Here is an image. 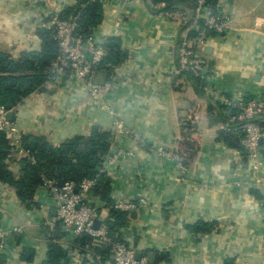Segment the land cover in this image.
Listing matches in <instances>:
<instances>
[{"label":"crops","instance_id":"obj_1","mask_svg":"<svg viewBox=\"0 0 264 264\" xmlns=\"http://www.w3.org/2000/svg\"><path fill=\"white\" fill-rule=\"evenodd\" d=\"M75 2L0 0V51L13 59L38 52L43 24ZM155 7L152 0L104 1L94 36L104 45L116 39L123 54L119 61L106 58L93 77L96 84L109 82V93L93 99L59 78L17 105L13 122L22 137L53 146L88 136L96 126L111 133L109 153L135 148L130 138L115 137V119L144 138L147 148L104 173L113 202L147 200L145 208L126 214V226L113 237L146 258L153 254V264H223L227 259L264 264V189L248 186L254 173L240 152L217 141L221 125L213 116V108L225 101L264 100V0H218V10L231 21L205 54L213 69L203 93L186 76L174 74L179 44L190 35ZM186 120L195 123L198 145L181 180L175 164L150 146L172 149ZM261 148L258 177L264 181V142ZM12 169L18 174L17 164ZM87 200L101 213L97 219L105 231L107 203L93 191ZM34 201L35 207L25 208L0 183V264H43L50 240L65 251V264H112L111 255L101 258L75 244L57 222L53 230L48 228L47 221H56V210L44 188L36 191ZM197 221L214 226L207 233H190L185 226Z\"/></svg>","mask_w":264,"mask_h":264},{"label":"built area","instance_id":"obj_2","mask_svg":"<svg viewBox=\"0 0 264 264\" xmlns=\"http://www.w3.org/2000/svg\"><path fill=\"white\" fill-rule=\"evenodd\" d=\"M194 5L193 10L174 5L172 9L161 12L168 21L177 27L184 28L185 34H194L192 37L187 35L182 38L178 47V68L174 74L176 76L187 74L205 82L212 72L213 65L203 53V49L206 46H211V42L216 37L227 31L231 17L220 10L215 12V8L208 0H194ZM163 7L164 4H158L155 8L162 9ZM216 10H218L217 6ZM43 28L53 32L59 48L58 56L50 64L51 76L46 87H52V84H55L59 78H66L68 82L86 91L93 99L110 92L111 85L109 82L101 85L93 81L98 67L107 54L103 42L94 35L84 36L78 33L75 18L60 20L58 16H55L48 23L43 24ZM208 31H212L214 35L209 36ZM223 106L238 111L235 115L231 114L230 111L222 113L227 116L229 124H237V128L243 133L241 145L245 150L249 168L254 173V177L248 186L264 189V181L258 177L263 162L261 142L264 140V129L255 123V120L264 116V100H230L225 101ZM14 111L15 108L7 110L5 106L0 105V133L9 145L11 156L26 157L31 163H34L33 157L29 156L28 150L22 145V136L16 123L7 119L8 113H14ZM110 113L113 115L112 111ZM114 122L113 133L115 137L130 138L135 148L133 150L115 148L105 158L103 172H106L118 160L133 158L135 151L145 149L148 146L140 134L125 128L120 120L115 119ZM237 128H234L233 131H236ZM219 129L231 131L226 125L220 126ZM177 146V142L170 150L160 146H150V151L173 162L178 168L182 180L187 169ZM96 184L97 179L86 178L78 183L65 182L59 186L56 182L43 178L41 187L47 191L56 210V221H47L46 225L50 230H53L56 225L55 222H57L62 230L73 238L87 235L99 243L108 244L112 264H149L144 256L137 260L135 258L136 250L131 246L117 239L112 240L107 237V232L104 230L93 229V223L101 213L88 202L87 198ZM147 205V200L143 198L136 202L119 200L114 202L112 209L131 214Z\"/></svg>","mask_w":264,"mask_h":264},{"label":"trees","instance_id":"obj_3","mask_svg":"<svg viewBox=\"0 0 264 264\" xmlns=\"http://www.w3.org/2000/svg\"><path fill=\"white\" fill-rule=\"evenodd\" d=\"M105 0H76L71 7H66L58 15L60 20L74 19L77 22L78 33L84 36L94 35L95 30L102 21V6ZM216 10L218 0H208ZM153 6L164 4V7L155 12L172 9L174 5L181 8L193 10L194 0H152ZM192 22V20H191ZM202 26V25H201ZM191 37L194 35L190 33ZM209 36H213L212 31H208ZM41 40L40 50L23 52L18 59H13L8 52L0 51V105L15 108L31 94L42 92L46 89L51 76L50 64L58 56L59 48L54 39V34L50 29L39 32ZM106 58L110 60H120L123 54L120 51L119 43L116 39H108L105 45ZM103 60V61H104ZM192 81L198 92L203 93L205 82L190 75H184ZM201 89V90H200ZM215 107V106H214ZM214 109L213 116L219 121L221 126L226 125L231 131L218 130L217 141L222 142L227 148L235 149L245 158L246 153L241 145L243 133L240 132L237 124H229L228 118L222 112L238 113L235 109L218 105ZM264 116L255 120L264 129ZM237 128L236 131H233ZM182 132L177 141L179 154L186 160L191 159L197 151V141L195 139L196 126L192 120L182 122ZM35 142L34 149L29 148V143ZM23 147L28 150L29 156L33 157L34 163L26 157H13L9 152V145L0 133V183L11 188L25 208L36 206L34 201L36 191L42 185V179L59 182L78 183L86 178L97 179V184L93 189L95 195L104 200L109 207V217L103 226L107 232V237L115 240L113 235L120 228L126 226L128 216L126 213L112 209L114 202L111 198L109 180L103 172L105 158L110 155L112 143L111 133L99 127H92L88 136H76L58 146L51 145L48 141L32 136L21 137ZM264 140L261 142V146ZM19 167L18 174L12 169V165ZM259 199L262 198L257 196ZM264 200V198H262ZM214 226V223L197 221L193 225H186L185 228L190 233H207ZM47 246L46 260L43 264H65V251L50 240ZM74 243L82 248L92 250L101 258H108L109 245L99 243L96 239L81 235L75 238ZM156 264V263H155ZM223 264H233V259H227Z\"/></svg>","mask_w":264,"mask_h":264},{"label":"water","instance_id":"obj_4","mask_svg":"<svg viewBox=\"0 0 264 264\" xmlns=\"http://www.w3.org/2000/svg\"><path fill=\"white\" fill-rule=\"evenodd\" d=\"M42 31H44V30H42ZM211 50H212V47H211V46H206V47L203 49V53L209 55V53L211 52ZM6 108H7V110H10V109H11L10 106H7ZM7 119H8V121H13V113L9 112L8 115H7ZM34 147H35V142H34V141H31V142L29 143V148H30V149H34ZM58 185L61 186V185H62V182H59ZM133 215H134V213L132 214V216H133ZM100 225H101L100 220L96 219V220L94 221V223H93V229H94V230H99V229L101 228ZM141 257H142L141 253H138V252H137V253L135 254V258H136L137 260H139ZM154 257H155V256H154L153 254H148V255H147V261H148L149 264H153V263H154Z\"/></svg>","mask_w":264,"mask_h":264},{"label":"rangeland","instance_id":"obj_5","mask_svg":"<svg viewBox=\"0 0 264 264\" xmlns=\"http://www.w3.org/2000/svg\"><path fill=\"white\" fill-rule=\"evenodd\" d=\"M46 23H48V22H46ZM46 23H44V24H46Z\"/></svg>","mask_w":264,"mask_h":264}]
</instances>
